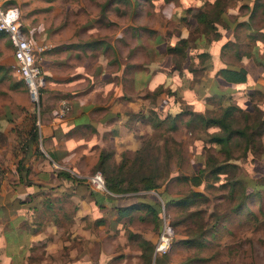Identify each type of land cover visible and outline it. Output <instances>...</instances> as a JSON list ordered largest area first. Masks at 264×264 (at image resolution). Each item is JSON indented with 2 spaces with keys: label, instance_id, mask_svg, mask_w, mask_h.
Returning <instances> with one entry per match:
<instances>
[{
  "label": "rangeland",
  "instance_id": "rangeland-1",
  "mask_svg": "<svg viewBox=\"0 0 264 264\" xmlns=\"http://www.w3.org/2000/svg\"><path fill=\"white\" fill-rule=\"evenodd\" d=\"M2 1L19 9L23 29L35 46L36 63L44 82L39 102H33L15 71L12 46L4 35L0 36V171L1 165L8 162L9 166L15 165L25 181H32L29 172L34 166V171L43 173L47 169L54 176L66 172L74 179L56 176V181L64 182L62 188L72 192L78 183L91 198L88 178L101 172L97 164L103 153L109 170L118 171L121 166L133 174L151 172L158 176V187L149 191L112 197L101 194L108 199L105 210L115 213L117 206L156 200L162 219L141 210L118 221L119 225L128 233L149 234L152 243L164 222L173 229L169 251L154 257L153 250L149 259L143 258L139 241L128 238L127 257L140 255L137 262L128 264H264V155L259 144H264V133L256 135L257 124L253 123L262 119L258 105L264 103V86L255 88L256 92H249L247 85L234 86L230 92L229 85L215 75L221 65L243 66L246 61L239 57L248 55L249 59L254 50L264 60V41L259 36L264 33V0ZM256 34L259 39L255 41L252 37ZM174 46L180 51H169ZM149 63L150 78L145 89L141 86V91L136 92L129 84V70H140ZM255 64L253 60L247 66L257 71ZM99 69L105 73L122 71L123 93L119 98L112 92L101 94ZM252 74L255 76L254 70ZM166 77L179 87H185L188 81L189 87L196 88L203 82L200 91L204 94L196 96L184 89L178 103L169 110V98L175 96L163 86ZM253 82L251 78L250 84ZM256 83L264 85V77ZM75 97H88L98 108L105 105L91 113L95 119L110 109L107 104L114 97L116 106L111 109L118 111L115 122L119 124L115 123L117 126L108 132L80 127L64 133V127L56 123L71 117V100ZM228 104L245 107L244 112L235 114L234 126L246 127L255 140L252 152L247 151L244 157L241 155L250 142L235 138L230 143V153L238 157L229 161L234 163L232 167L223 166V149L207 141L217 128L205 130L198 122L189 125L188 115L158 128L148 119L154 111L164 116L168 110L218 116ZM53 109L59 113L57 117L52 116ZM47 122L55 140L42 136ZM34 124L43 155L34 156L27 150L32 144L28 140ZM70 138L72 141L66 145ZM11 151L15 155L7 159ZM52 151L57 161L50 157ZM203 167L206 173L200 174L201 183L193 184L189 178ZM217 167L223 170L214 171ZM171 199H181L184 205ZM66 211L75 212L73 202ZM86 225L89 229L94 226L92 220ZM113 248L125 251V245Z\"/></svg>",
  "mask_w": 264,
  "mask_h": 264
},
{
  "label": "crops",
  "instance_id": "crops-1",
  "mask_svg": "<svg viewBox=\"0 0 264 264\" xmlns=\"http://www.w3.org/2000/svg\"><path fill=\"white\" fill-rule=\"evenodd\" d=\"M67 55L70 56V53L67 52ZM252 62V58H249L243 65L248 72V80L243 85L248 86L249 92L260 88L259 86H264L256 83L264 77V67L255 64V67L258 66L257 71L255 68L250 69L247 63ZM150 66L149 63L144 72L140 73V79L137 82L135 74L140 71L129 70L131 74L129 84H132L133 90L136 92L141 91V86L144 87L142 90L145 89L146 83L141 77H145L146 73L149 74ZM253 70L255 76L252 74ZM103 71V69H99L103 85L101 94L112 92V96L119 98L123 93L121 92L123 84L120 82L123 76L122 71L113 73ZM108 76H110V80L107 79ZM115 76L116 82L114 81ZM251 78L255 84H250ZM113 98L107 104L110 109L95 119L91 113L102 110L104 108L102 106L105 105H100L98 108L95 102H91L88 97L83 100L75 97L74 100H71V117L63 123H56V126L64 127V133L74 132L80 127H92L99 132H108L117 123L115 119L119 117L115 116L118 111L115 112L111 109L116 106ZM58 114L53 109L52 116L57 117ZM47 123L46 126H43L42 136L44 139L50 137L55 140V135L50 133L49 122ZM9 138L8 140H10ZM71 141L72 138L65 144L67 145ZM27 150L31 155L39 154L33 143ZM18 152L16 149L15 154L17 155ZM43 153L45 152L43 151ZM13 154L12 151L8 152L7 159L10 156L14 157L15 154ZM52 154L55 153L52 151ZM1 166L0 264H128L130 261L137 262L140 259L138 254L132 255L131 258L127 257L128 232L119 225L118 221H115V217L117 219L119 217L116 210L115 213L105 210L108 199L101 194L106 193L90 188L93 193L92 195L89 193L91 198H88L86 193L82 192V186L77 185L78 183L73 185L75 189L71 190L72 192H66L62 188L64 182L56 181V176L53 173H48L47 169H44L42 173L39 169L34 171L35 166L31 167L29 175L32 181H25L24 176H20L15 165L9 166L6 162ZM70 202L75 205L73 213L66 211ZM89 220H92L94 225L91 229L86 225ZM105 225H108L106 231ZM140 237L146 240L150 238L149 234H142ZM114 245H123V247L125 245V251L124 249L117 251L113 248ZM123 255L124 257H122Z\"/></svg>",
  "mask_w": 264,
  "mask_h": 264
},
{
  "label": "trees",
  "instance_id": "trees-1",
  "mask_svg": "<svg viewBox=\"0 0 264 264\" xmlns=\"http://www.w3.org/2000/svg\"><path fill=\"white\" fill-rule=\"evenodd\" d=\"M220 33V32H219ZM3 34L0 33V36H2ZM250 36H254V35H250ZM259 36L262 37L263 41H264V33L260 32ZM253 40H257L259 39V37H257V34L252 37ZM182 42H185V39L182 40ZM224 47H226V45H224ZM177 47H170L169 51H180V49H176ZM255 53H253V57H251L254 62L259 65L264 67V60L262 57H260L257 54V51L254 50ZM170 53V52H169ZM171 54V53H170ZM203 54H206L205 52H203ZM248 57V55H246ZM245 55L240 56L239 59H241L243 62L246 61L247 57ZM245 59H244V58ZM148 64L144 65L139 71V73L135 74V80L137 82V80L140 79V73H143L144 70L147 68ZM152 66V65H151ZM151 66L149 74L146 73L145 77H141V79H143V81L150 78V73H151ZM183 73V72H182ZM216 77H220L222 82L226 85H229V89L230 92L232 91V88L234 86H240L243 85L247 82L248 80V72L246 70V68L244 66H240V67H230L228 65H221L217 68L216 72H215ZM189 79V78H188ZM201 85H197L196 88H192L189 87L190 84L187 81V83L184 85L185 87H182V85L175 84L172 78L166 77L165 78V82L163 83L164 88L168 87L169 89L172 90V97L174 98H169V100H171L170 104H169V110L170 108L174 105H176V103H178L179 98L182 97V93L184 91H192L193 93H197L199 95H202L204 93H202L200 90L201 88L204 86V83L201 82ZM181 88V89H180ZM185 89V90H184ZM237 87L235 88L236 91ZM184 90V91H183ZM240 90L242 91V89L240 88ZM256 92V90H254ZM229 92V93H230ZM258 92H261L260 90H258ZM262 93V92H261ZM196 94V96H197ZM251 94V93H250ZM264 94V93H263ZM202 98V97H201ZM204 98H207L206 95ZM264 105V103H263ZM262 105V103L260 105H258L259 108H261V110L263 111H259L257 108V106H253L251 105V108L253 110H258L259 112H261V116L262 119L257 118L258 121H254L253 123L257 124L255 126V128L257 127V130L255 132L256 135L258 136H262V134L264 133V106ZM245 107H242L241 105L238 104H228L225 107L222 108L221 113L216 116V115H209L206 116L202 113H197V112H176V113H171L169 110L167 111V113L164 116H161L160 114H158L157 112L154 111L153 116L149 117V121L151 123V125L154 128H158L159 126H164L165 124H171L177 122V119H182V117L184 115H188L190 116V119L187 120V123L189 125H191L192 123H200L202 125V127L206 130L209 128H217L218 130L211 133V135L207 136V141L211 144H215L221 147V149H223V153L226 155V159L224 161L223 166H228V167H232L235 166L234 163L229 162L230 160H237L238 157H233L232 153H230L229 147H230V143L232 141H234L235 138H241V139H245V141L250 142V145L245 146V149L242 153L241 156H245L247 151H251L252 150V143L255 141L252 137V133H248V130L246 127H235L234 126V117L235 114L237 112H244ZM250 110H247V112L245 114H247L246 116L249 117V112ZM170 128V127H169ZM31 139H30V143H33L34 145H36L37 150L39 155H43V153L41 151H39L38 148V144H39V133H38V127L34 124L32 125L31 131ZM260 144V153L262 155H264V144L261 145V141H259ZM252 152V151H251ZM261 155V156H262ZM50 157L57 161V157L54 154H50ZM20 164H21V160L18 163L19 166V170H20ZM109 165L106 163L105 160V155L103 153L100 154L99 156V162L97 164V167L101 170V173L104 177V182H105V187L106 190L111 193L109 196H120L122 194H127L129 192H137L138 190H146L149 191L151 189H154L156 187H158L157 184V180H158V176L155 174H152L151 172H149L147 175L146 174H140L137 175V173L133 174L132 171L130 170H122L124 167L119 166V168H121V170L118 169V171H115L114 169H108L110 167H108ZM219 170H223V167H217V169H215L214 171L218 172ZM18 171V169H17ZM199 174H195L194 176H191L189 178V180L193 181V184L195 185H199L201 183V177L200 174H204L206 173V171L204 170V167L199 169L198 171ZM21 176V173H20ZM61 176L63 179L66 180H73L74 177H71L69 174H67L66 172H59L56 175ZM184 178V177H183ZM187 178V177H186ZM93 192H90V194L92 195ZM171 201L175 202V204H179V205H184V202L180 199V200H173L171 199ZM144 210V212L146 214H153V216L157 219V217H159V219L161 218V211H160V203L156 202V200H140L139 202L136 203H131L129 205H125V206H121V207H116V212L118 214V219L116 221H120L123 218H129L134 212L137 211H141ZM162 219V218H161ZM128 237L131 239H136L139 241L140 247L142 249V255L143 258L144 256L147 257L148 259L151 257L153 250H154V246L155 243L157 241H154V243H152L150 240H146L143 239L142 237H140L139 235L129 232L128 233ZM158 238V236H157Z\"/></svg>",
  "mask_w": 264,
  "mask_h": 264
},
{
  "label": "built area",
  "instance_id": "built-area-1",
  "mask_svg": "<svg viewBox=\"0 0 264 264\" xmlns=\"http://www.w3.org/2000/svg\"><path fill=\"white\" fill-rule=\"evenodd\" d=\"M0 33L8 39L12 46L15 71L24 82L31 100L38 103L44 78L41 68L36 63L35 46L23 29L19 9L15 6L4 5L2 0H0ZM88 185L94 191L111 194L106 190L104 177L100 171L88 178ZM172 236V227L164 222L154 246V257L169 251Z\"/></svg>",
  "mask_w": 264,
  "mask_h": 264
}]
</instances>
